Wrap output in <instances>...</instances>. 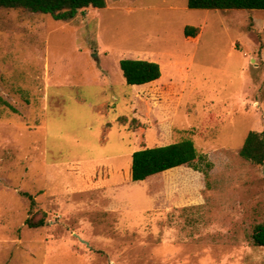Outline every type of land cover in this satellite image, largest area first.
<instances>
[{"label":"rangeland","instance_id":"374dc122","mask_svg":"<svg viewBox=\"0 0 264 264\" xmlns=\"http://www.w3.org/2000/svg\"><path fill=\"white\" fill-rule=\"evenodd\" d=\"M123 59L162 76L128 84ZM251 130L264 131L263 9H0V264H264V165L240 154ZM184 139L202 171L131 180L134 151Z\"/></svg>","mask_w":264,"mask_h":264},{"label":"trees","instance_id":"16d2710c","mask_svg":"<svg viewBox=\"0 0 264 264\" xmlns=\"http://www.w3.org/2000/svg\"><path fill=\"white\" fill-rule=\"evenodd\" d=\"M107 0H0V9H23L30 12L50 14L54 19L70 21L88 7L105 8ZM188 6L194 9H263L264 0H188ZM200 27L188 25L185 35L188 40H196ZM121 68L128 84H146L159 79L162 69L158 62L142 59H123ZM7 104V103H6ZM242 157L255 165H264V131L251 130L240 149ZM199 154L191 139L175 141L134 151L130 167V178L142 181L149 176L171 171L178 166H189L202 171L197 161ZM31 227L45 224L41 218L37 222L27 219ZM254 243L264 245V223L256 226Z\"/></svg>","mask_w":264,"mask_h":264},{"label":"crops","instance_id":"0c3cea01","mask_svg":"<svg viewBox=\"0 0 264 264\" xmlns=\"http://www.w3.org/2000/svg\"><path fill=\"white\" fill-rule=\"evenodd\" d=\"M161 78V77H160ZM158 80V79H157ZM157 80H155V81H157ZM147 84V83H146ZM135 85H145V84H135ZM131 164H132V161L130 162L129 161V166H128V168H130V166H131ZM184 166V165H183ZM176 168H179V166L178 167H175V168H172V169H169V170H176ZM165 172V171H164ZM162 173V172H161ZM159 174V173H158ZM150 177V176H149ZM148 177V178H149ZM143 181V180H142ZM172 181L173 180H169V181H167L166 183L167 184H170V183H172ZM137 182H141V181H137ZM183 206L184 207H187V206H190V207H196V206H198V204H196V202H194V201H192L191 200V202H189V201H187L186 203H183Z\"/></svg>","mask_w":264,"mask_h":264}]
</instances>
